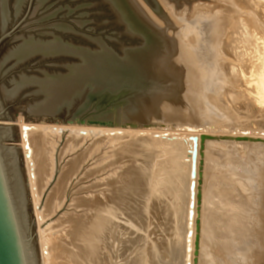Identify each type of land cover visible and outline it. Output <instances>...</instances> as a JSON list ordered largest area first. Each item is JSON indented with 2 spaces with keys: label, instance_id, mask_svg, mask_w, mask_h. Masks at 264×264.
<instances>
[{
  "label": "bare ground",
  "instance_id": "bare-ground-1",
  "mask_svg": "<svg viewBox=\"0 0 264 264\" xmlns=\"http://www.w3.org/2000/svg\"><path fill=\"white\" fill-rule=\"evenodd\" d=\"M244 1H246V4H248V6L251 9L253 8L255 10V11H253V10L250 11L248 9L249 13L246 16L247 18H245L243 15H240L239 14L240 11L238 12V14H236L237 12L235 13L234 9L232 10L230 8H225L222 10L221 6H220L221 8H219L220 11H218L219 9H217L218 12H215L214 9H213L214 12L210 11V13H209V11H208V13H207V11H204V14H202V15L203 16L205 15L204 18H206L208 20V22H207L208 24L206 23L207 25L206 24L203 25L204 29H201L202 26L200 27V29L197 28V27H199L198 23L197 24L194 23V24L198 25L197 27L195 26L192 28V26L194 24L190 25L191 29L189 28L190 31L188 30V34L185 37V38H187V37L191 36L192 38L195 39L196 44L194 43V45H192L190 43L192 46H190V47L185 46L186 48L183 45L184 51H182V52H184V53L179 54V52H178V54L182 56V59L184 61V62H182V63H184L183 65H186V64H189V65L193 64L194 65L196 63L204 64L201 66V68L199 70L196 71L197 74L198 73H206V74L210 75V78L212 77L213 79L223 78L222 75H217V76L214 75L219 70L220 71L224 70L225 73L227 74V78L226 77L225 78L227 79L226 81H228V83L222 87L216 88L213 91V93H218V94L221 93V94H219V96H217V98H218V99L216 98L217 101H214V102H216V104H214V106L217 105L215 107L218 108V110H216V112L214 111L215 115L216 114L218 116L221 115V113L223 112L220 110V109H222L221 106L229 103V104H231V106H234L233 113H231V114L244 112L243 115H244L245 119L251 120L253 117L250 119V116L251 115L253 116L252 113L254 111H257V112L261 111L263 113L262 115H264V21L259 22V20H258L259 19L258 16H261V18H263L262 20H264V0H244ZM231 2L235 5H237L238 7H240V5L243 6V4H242V2H240V0H233V1L231 0ZM164 3H165V1H164ZM246 4L244 3V5H246ZM171 7L172 8H170V10L173 11L172 10L173 6H171ZM200 7H202V6H200ZM240 8L242 9V7H240ZM245 10H246V7H245ZM202 15L200 14V16H202ZM200 16H198V17H200ZM198 17H197V19H198ZM197 19H196V21L198 22ZM181 23H183V22H181ZM199 24H201V23H199ZM229 25H232L233 27L229 28ZM188 26L189 25L187 23V28H188ZM165 30H167V29L165 28ZM165 30H164V32H166ZM174 30L175 29L173 28L172 31L175 33ZM168 34H170V33H168ZM172 35H174V34H172ZM169 36H171V35H169ZM179 36H180V34H179ZM174 39H176V38H174ZM181 39H183V38L181 37ZM177 40H178V38H177ZM175 43L177 45H178V43L179 44L183 43L186 45L188 43V40L187 39H185L184 41H182V40L176 41L175 40ZM175 43H174V45H175ZM180 49H181V47H180ZM207 60H208V62L210 60H213L214 62L208 63ZM179 61L180 60H178V62ZM179 64L180 63H178L176 65H179ZM187 69H189V67H187ZM191 70L194 71V69H192V68H190V70H188L187 72H183V70H182L180 72H183V73L179 74V72H178V75L182 76L181 78H184L186 81V77H188L190 75L189 73L191 72ZM216 70H218V71H216ZM224 71H222V73ZM217 74H221V73L219 72ZM188 78H190V76ZM236 80L238 83H235ZM185 81H183V82L185 83ZM186 83L187 84H184V85H186L185 87H188L187 86L188 85V79H187ZM211 84H213V82ZM190 86H194V84L190 85V83H189V88H188L189 91H190V88H193ZM194 87H196V86H194ZM208 96H210V94ZM214 98H212V99H214ZM177 100H175L173 103L172 99H171V102L173 103V105H175L177 103L176 102ZM169 101H168V103H169ZM211 104L213 105V101ZM169 105H171V104L169 103ZM251 105L253 106V110L249 111L248 107ZM207 107H208V105H207ZM219 107H220V109H219ZM224 108L223 109L226 110V112L228 114L230 112H232V111H230L231 109H229L228 106L224 107ZM231 108H233V107H231ZM181 110L184 111L182 108H181ZM188 111H191V109ZM185 112H184V114H186ZM163 113H165V112H163ZM168 113H169V111H168ZM194 113H195V111H194ZM196 113H195V115H196ZM173 114L171 115V112H170V115L172 117L175 116ZM180 114H182V112H180ZM258 115H260V114H258ZM165 116H167V115L165 114ZM163 117L164 116H162L161 118L163 119ZM178 117H176V119L180 118V117L179 118ZM223 117H225V116H223ZM176 119H175V121H174V119L172 121L170 119V121H167V122L166 121L161 122V121H159L160 120L159 119L154 123V124H156V126H154V124H153L152 127L148 126V127H132V128L119 127V126L80 125V124H61V123H42V122H36V123L35 122L34 123H28L27 122L26 123L22 117H20L18 119L17 123H19V126L21 128L20 129L21 130V133H20L21 136L20 137L22 138L21 139V142H22L21 145L23 147L21 149H24V156H25L24 160L26 162L25 165L27 167L26 172H28L27 186H29V188H30V190H29L31 193L30 196L32 197L31 199H32L33 205L35 207L34 213H35L36 223L38 224V235H39V241L38 242L41 245L40 246V258H41V262H42L41 264H116V262H115V258L117 257L116 252L119 251L125 243H129L130 245L133 243L134 244L136 243V245L138 244L139 248H140L138 251L136 250L137 254H133V255L131 254L132 256H129L130 254L128 255L129 257L127 259L126 264H148L150 262V259H151V257H149L150 254H154V255L156 254L159 258H161L159 256L161 254V252L159 250V247L161 245H158V243L163 241V244H164V242L165 241L167 242V240H161V241L159 240L158 243L155 241V244H153V243H151V241H149V239H150L149 234L147 236V235H145L146 233L144 232V235L142 233V236H141V233L138 232V230L140 231V227L137 228L138 229L137 232H136V230L134 231V232H136V234L134 235V233H133V237L137 236V233H140V236L133 238L129 233V230L131 231L132 229H127V231L123 229L122 231H124V232H122L119 229L122 227L121 226L119 227V224L116 223L118 221L117 217L119 216L118 214H120V210H124L125 208L128 207V204L126 203L127 193H128V197H129V191L131 193V189H133L132 186L135 183H137V185L140 184L138 187L135 184V186L138 189L143 187V186L148 187L149 190H146V192L149 191L150 197H152L153 194L159 195V196L161 195L162 200H163V197L165 195H167V194L169 195V194H171L170 192L174 191L173 192L174 197H173V199L172 198L170 199L173 201H169V199H167L168 202L173 203V205L170 206V208L172 209V207H173V209H174V207H175L174 210L172 209L173 210L172 213H174V211H176V214H177L176 218H175V220L177 219L176 224L173 227L175 229L176 228L181 229V227L184 224L188 223V221H189L192 224V225H190V230L192 227L194 228V231H197V229H198L200 234L197 235L196 242H195V245L193 247L196 248L195 256L199 257V259H200V261L196 264H201V257L204 258V256H201L202 251L204 250L203 246H204L205 239L207 238V236L204 234L205 229L203 230V228H205L204 227V221H205L204 220V215H205L204 212L206 211V209L204 211V206H205V208H207V206L205 205L206 196L208 194H212V192H210V189H209V192H207V190H206L207 186L212 183V180L216 181L215 183H217L218 181H221V179H223V178H224L223 179L224 182L221 181L220 183L223 182L224 185H226V184H228V182L230 181L229 179L231 178V177L227 178L226 174L225 175L222 174V175H224V177L222 175H221L222 177L220 175L218 177V174L221 173L218 170L219 173L215 174L217 176L214 177L212 175L214 177L212 180L207 179V177H208L207 174H209V172H210L208 166H209V164L211 165L213 163V161H215V160H213L212 163H210L211 159L210 160L208 159V158H212L211 154L209 155V153L211 152V149L209 151L210 147L208 148V146L210 144H212L213 146H211V147H212L213 151L214 150L220 151V148H227V149L231 148V147L228 148V146L236 147V149L239 151L240 148L247 146V148L249 147L250 151H252V152L256 151L258 153H261V156H262V155H264V130L256 128L254 126H253L254 128H250L249 125H248V127H246L247 125L243 126V124H241L242 126L241 125H234V124L232 125L231 123L227 124L229 121L223 122L224 121L223 119L219 120V119H221L220 117L216 119V122L214 124H212L213 123L212 122L211 123L212 125H209L207 123H201L202 120L199 121L198 123H195V122H193V120H192V122L191 121L190 122H188V121L183 122L182 119L180 118L181 119L180 121H182V122H180V121H177ZM231 119H232V117H231ZM253 119H255V118H253ZM252 121H254V120H252ZM259 121H260V123H262L264 121V116L262 117V119H259ZM241 122H243V121L241 120ZM233 123H236V122H233ZM204 125L209 126V128H206L204 133L201 135L198 133V131L202 126L204 127ZM260 126H262V125H260ZM262 127H260V128H262ZM3 130H5L3 132V139L10 137L11 131H12L10 129V127L5 128ZM93 133L98 134L101 137L111 136L114 138L117 137V139L119 138L121 140L120 147L118 148V150H120V154H117V155H121V157H120L121 161L125 159V158L123 159V157H126L127 160L132 159L131 163H133L134 162L133 160H137L139 158V156H140L139 154L141 152V153L150 155V156H148V155L147 156L150 157L152 164L147 168H144V167L142 168L141 166L136 167V168L134 167L136 170V173H134L133 169H127V170L125 169L124 171H121V172L119 171L118 174L115 176V178H112V180L109 183V187H110L109 188L110 191L108 192V193H110L109 196L107 194H105L103 197L98 196V195H93L90 193V191L88 193L87 191L90 189L89 186H84L83 188H80L81 191H79V193L77 195H75V192H74L75 188L72 186L73 185V183H72L73 179L71 180V178L74 176L75 172L77 171L76 167L79 166L84 155L83 156L80 155L78 158H74V159L71 158L68 161L64 162L62 160L63 159L62 156L64 154L63 149L59 152L60 153L59 156L56 155V151H58L57 150L58 146H60V143H59L60 140L58 139L59 140L58 141L55 137L57 136V138L59 137L62 140L65 137V134H68V136H69L68 138L74 139L76 142V145H77L78 141L81 140V137L83 135H86V134L92 135ZM162 136H171V137L174 136L176 138H180V140L176 141V143H175L176 147L175 148L169 149L167 147V145L162 142ZM99 140H101V138H99ZM201 142H202V144H204L203 146L201 145ZM225 142L227 143L226 145H225ZM0 146H1V142H0ZM1 148H2V146H1ZM8 149H9L8 153L11 155V158H12V162H11L12 169H11L10 175L8 172L6 162H5V165L7 168V174L9 177L10 185L12 187L11 189H12L13 199L15 201V206H17L16 208H17V213L19 215V221L21 224L22 233L24 236V243H25L26 250H27L28 262H29V264H39V262H38L39 258L37 256L36 251H35L36 249L33 247L32 240L30 238L31 235L29 236L27 234V232L30 231L29 230L30 226H29L27 195H26V188H25L26 185H25V183H23V178L21 179L18 176V172H17L18 168H16V153L17 152L15 153L14 149H10V148H8ZM191 149L194 150V156H192V157L189 154ZM3 150L4 149H2V151ZM231 150L233 151L234 149H230V151ZM227 151H229V150H227ZM227 151H226V153H224V155H225L224 160L223 161L221 160L223 163V166L221 169L222 173H223V168H226L232 172L231 175L238 176L237 174H239L243 170H246L247 167L244 166L246 163L245 164L239 163L240 162L238 159L239 157L235 158V156L233 157L232 152L228 153ZM237 152H236V156L239 155V154L237 155ZM2 154H3V152H2ZM144 154H142V155H144ZM218 155H220V154H218ZM208 156H210V157H208ZM212 159H214V158H212ZM127 160L125 159V161H127ZM139 160H143V159L141 158ZM219 160L215 161L216 165H217V161H219ZM60 161H62V163H61L62 170L61 171H59V169H58V164H60ZM147 161L149 163V158ZM246 161H247V159H246ZM137 162L139 163V161H137ZM135 163L136 162H134L135 166H136V164H137V166H139L138 163H136V164ZM222 163L220 162L219 166H220V164L222 165ZM149 164H147V165H149ZM147 165L145 164L144 166H147ZM211 171H212V168H211ZM214 171H212V173H214ZM215 172H217V171H215ZM175 173H177L176 176L174 175ZM194 173H195V175H194ZM224 173H226V172H224ZM87 174H88V172L85 173V175H87ZM136 174L139 178H137L138 180L135 182L132 175H136ZM228 174H229V172H228ZM174 176L177 177L176 178L177 183L175 181H173L174 184L173 183L172 184L175 186V188L172 189L169 187L170 185H167V184H169L168 182L171 181L172 179L175 180ZM209 178H211V176ZM53 180L56 182L54 183ZM235 181H237V179ZM68 182H69V184L67 185ZM240 182H242V181H240ZM175 183H176V185H175ZM238 183L239 182H237L236 186L240 187L241 185H238ZM240 184H242V183H240ZM262 186L264 188V183L262 185H260V187H262ZM226 187H227V185H226ZM241 187H243V185ZM213 188H215V189H213L215 191V193H218V192H216V190L219 189V186H217V184H216V186L214 185ZM141 189H140V191H141ZM235 189H237V188H235ZM225 190H227V188ZM228 191H231V190H228ZM144 192H142V193L144 194ZM226 192L227 191H225V193ZM223 193H224V191H223ZM225 193H224V195H225ZM247 193H248V191H247ZM259 193L261 195V193H262L261 190ZM123 194H124V196H123ZM221 194H222V190H221ZM231 194L232 193H230L228 195H231ZM222 195H219V196L221 197ZM228 195L226 197H230ZM154 197L156 198V196H153V199H154ZM226 197L224 196L225 199H227ZM262 197L259 198L258 201L261 203V206H262L261 207L262 210L260 211V214L263 218L262 221H264V198H262ZM73 198H74V200H72ZM212 198L213 197H211L209 199H212ZM215 198H217V197H215ZM224 198H222V200ZM237 198H239V197H237ZM104 199H106L105 203H103ZM129 199H130V197H129ZM229 199H231V201H232L234 198L232 199L230 197ZM235 199H236V197H235ZM71 200H72V203L70 204ZM107 200L109 202H107ZM167 200L165 199V201H167ZM214 200L215 199H213L211 201H214ZM129 201L131 202L132 199H130ZM158 201H161V199H158ZM231 201L227 200V204H224V205L225 206L228 205L229 208L235 209V212L237 211V214L241 210L243 213L242 212L239 213V215H237V218H239V217L241 218V216L244 213H246V212L248 213L250 209L251 210L253 209V208H250L251 206L249 204H246V206L249 205L250 207L248 206V207H246V209L243 210L244 206L241 204L244 200L241 201V203L238 202V205L236 204L234 207H232V205H234V203L232 204ZM235 201H237V200H235ZM235 201L233 200V202H235ZM119 202H121L120 204H122V206L118 204ZM132 202H134V201H132ZM152 202L154 203V201H152ZM155 202H157V200ZM207 202H210V201H208V199H207ZM254 202L255 201H253V203ZM162 203H165V202L163 201ZM244 203H246V202H244ZM247 203H248V201H247ZM130 204H133V203H130ZM159 204H161V202H159ZM55 205H57L56 211L54 209ZM125 205H127V206H125ZM135 205H137V204H134V207H135ZM159 206L160 205H158L157 208H159ZM168 206H169V203L166 205V207H168ZM214 206H216V205H214ZM214 206H213V208H214ZM122 207H124V208L121 209ZM163 207H164V205L161 207L162 210L164 209ZM155 208H156V206L154 207V209ZM68 209L72 212L66 213ZM129 210H130V214L131 213L134 214V212H132L131 209H128L127 211H129ZM172 210L167 211L170 214L167 216L170 217L172 215V213H170ZM61 211L65 212L66 214L64 213L65 215L62 216ZM212 212H213V209H212ZM219 212H220V210H219ZM147 213L149 214L150 210ZM163 213H164V211L162 212V214ZM211 213L210 214L208 213V214L211 215ZM58 214H59L61 219L58 222H53L54 216H56ZM148 214H146V217ZM223 214H224V212H223ZM234 214H236V213H234ZM206 216L208 217V215H206ZM143 217H145V216H143ZM149 217H151V216H149ZM169 217H165V218L169 221V219L171 218V217L170 218ZM211 217H213V216H211ZM228 217L231 219L232 215L230 214ZM140 218L143 219L142 217H140ZM153 218H155V217L153 216ZM162 218L164 219L163 215H162ZM233 218H235V217H233ZM150 220H148V222H150ZM154 220L152 219V221H154ZM164 220H163V222H165ZM227 220H228V218H227ZM212 221H213V219H212ZM240 221H241V219H240ZM240 221L237 219L235 221V224L239 225ZM148 222H146L145 226L147 225ZM218 222L221 223L222 221L221 222L218 221ZM158 223L156 222L155 224H158ZM170 223H171V221H170ZM213 223H216V222L213 221ZM149 224H151V223H149ZM149 224L147 226L148 229L151 228ZM227 224H229V223H227ZM248 224H249V222H248ZM163 225H165V223ZM206 225L208 226V224H205V226ZM233 225H234V223H233ZM262 226L264 227V222H262L261 227ZM124 227H126V226H124ZM127 228H129V226ZM228 228H229V226H228ZM221 229L224 230V228H221ZM154 230L152 229V231H154ZM165 230H167V228ZM183 230H181V232H179L177 230L179 232V234L177 231H174L176 233L175 234L172 233V234L173 235L178 234L179 238H180L179 240L183 239V241H185L184 240L185 236L189 233L190 230H189V227H187V226ZM260 230H261V228H260ZM149 231L150 230H148V232ZM162 231L163 232H161V234L164 233V230H162ZM251 231H252V229H251ZM132 232H133V230H132ZM220 232L221 231L219 230V233ZM243 232H245V231H243ZM159 233H160V231H159ZM209 234H210V232H209ZM222 234H225V233H222ZM236 234H238V233H236ZM261 234L263 235V237L261 235L262 240H264V230L262 231ZM173 235H169V237L173 236ZM211 235H213V234H211ZM251 235L252 234H250L249 236H251ZM257 235H258V233H257ZM152 236H151V238H152ZM156 236H157V233H156ZM253 236H254V234H253ZM153 237H155V236H153ZM212 237H214V236H212ZM255 237H256V235H255ZM28 238H30V239H28ZM172 239L178 240V237H177V239H176V237L172 238ZM172 239H169V240H171L170 243H172V241H173ZM150 240H152V242L154 241L153 239H150ZM179 240H178V242H179ZM208 241H210V240H208ZM231 241H229V243L234 242V241L233 242H231ZM181 242H182V240H181ZM174 243H176V244H174ZM174 243H173L175 245L174 248L172 246H170V248L172 247L171 249L173 251L169 248V245H168V248L172 251V254H171L172 260H171V258H169L171 261L169 260L168 262H172L170 264H180L179 260L181 259V256H182V253H181L182 245H179L180 242L177 243V241ZM216 243H215V245H216ZM134 244L131 246H134ZM147 246L148 247L151 246V251L149 250L150 251L149 253H147L148 250L145 253V251H146L145 249H147L146 248ZM256 246H257V244H256ZM168 248H166L167 251H165V253L166 252L170 253L169 252L170 250ZM224 248H226V247H224ZM149 249H150V247H149ZM157 250L160 253L156 252ZM257 250H259V249H257ZM129 251H130V249H129ZM136 251H135V253H136ZM168 253H167V255H168ZM219 254L221 256V252ZM121 256H122V254H121ZM162 257H164L163 259L165 260V262H167V260L165 259V256L162 255ZM119 258L121 259V257H119ZM166 258L168 259V256H166ZM206 258L209 259L210 257H206ZM224 258H226V256ZM176 260H178L179 262L176 263L175 262ZM260 260H261V258H260ZM247 261L248 262L246 264H253L256 261V259H250ZM158 262L159 261H157L156 263H158ZM208 262L209 261H207V264H208ZM211 262H213V260ZM209 264H211V263H209Z\"/></svg>",
  "mask_w": 264,
  "mask_h": 264
},
{
  "label": "water",
  "instance_id": "water-1",
  "mask_svg": "<svg viewBox=\"0 0 264 264\" xmlns=\"http://www.w3.org/2000/svg\"><path fill=\"white\" fill-rule=\"evenodd\" d=\"M176 56L139 0H0V120L152 127L186 94ZM11 188L0 146V264H29Z\"/></svg>",
  "mask_w": 264,
  "mask_h": 264
},
{
  "label": "rangeland",
  "instance_id": "rangeland-1",
  "mask_svg": "<svg viewBox=\"0 0 264 264\" xmlns=\"http://www.w3.org/2000/svg\"><path fill=\"white\" fill-rule=\"evenodd\" d=\"M158 1V3L161 5V7H162V9L164 10V12H165V14L168 16V18L170 19V21L173 23V25L175 26V27H173V26H167L166 25V22L158 15L157 16V14L150 8V6L146 3V1H144V0H139V3H140V5L146 10V12H147V14L149 15V17L152 19V20H154V22L155 23H157L160 27H161V29L163 30H165V28L167 29V30H165L166 32H164V30H163V32L168 36V38H170L171 39V41H172V43L174 44L175 43V40L176 41H180V40H182V41H184L185 39H187L188 40V45L186 44H183V43H181V44H179L178 43V45L175 43V46H176V49H177V54H178V52H179V54H182V53H184V52H182V51H184V47L186 46V47H190V46H192V45H194V43L196 44V41H195V39L194 38H192L191 36L190 37H187V38H185L186 36H187V34H188V30L190 31V25H192V24H194V23H198V25H199V27H197L198 25H196V24H194L193 26H192V28L193 27H197V28H199L200 29V27H201V29H204V27H203V25H205L207 22H208V20L206 19V18H204V16L202 15V14H204V11H207V13H208V11H209V13H210V11L211 12H214V10H215V12H218V11H220V9L219 8H221L222 10L223 9H225V8H230V9H234L235 10V13L236 14H238V12L240 11V15H243L245 18H247L246 16H247V14L249 13L248 12V9L251 11V10H253V11H255L253 8L251 9L249 6H248V4H246V1H244V0H240V2H242V4H243V6L242 5H240V7H242V9L240 8V7H238L237 5H235V4H233L232 2H231V0H206V1H196V2H194V3H191V4H188V5H186V6H183V7H180V8H178V7H176L170 0H157ZM164 1H165V3H164ZM219 1V2H218ZM233 1V0H232ZM164 4H163V3ZM235 3V2H234ZM244 3L246 4V5H244ZM237 4V3H236ZM225 7H224V6ZM231 5V6H230ZM171 6H173V11H171L170 10V8H172ZM200 6H202V7H200ZM217 6V7H216ZM221 6V7H220ZM230 6V7H229ZM237 6V7H236ZM212 7V8H211ZM245 7H246V10H245ZM203 8V9H202ZM237 8V9H236ZM210 9V10H209ZM214 9V10H213ZM217 9H219L218 11H217ZM176 12H175V11ZM245 11V12H244ZM198 12V13H197ZM203 12V13H202ZM177 13V14H176ZM197 13V14H196ZM200 14L203 16H200ZM245 14V15H244ZM256 14V13H255ZM176 16V17H175ZM196 16V17H195ZM198 16H200V17H198ZM191 17V18H190ZM197 17H198V19H197ZM175 18V19H174ZM203 18V19H202ZM258 20H259V22H262V21H264V20H262L263 18H261V16H258ZM184 19V20H183ZM196 19L198 20V22L196 21ZM207 21H206V20ZM191 20V21H190ZM203 21V22H202ZM206 21V22H205ZM181 22H183V23H181ZM205 22V23H204ZM187 23H188V28H187ZM199 23H201V24H199ZM203 23V24H202ZM208 24V23H207ZM206 24V25H207ZM233 26L232 25H229V28H232ZM173 28L175 29L174 31H175V33L172 31L173 30ZM190 28V29H189ZM170 32H169V31ZM229 30V29H228ZM173 32V33H172ZM180 34V36H179V34ZM168 33H170V34H168ZM172 34H174V35H172ZM169 35H171V36H169ZM182 35V36H181ZM180 38H179V37ZM181 37L183 38V39H181ZM174 38H176V39H174ZM177 38H178V40H177ZM191 38V39H190ZM191 42H190V41ZM192 45H191V44ZM183 45H184V47H183ZM180 47H181V49H180ZM185 47V48H186ZM202 48V47H201ZM179 49V50H178ZM177 55L176 56V60H175V62H174V64H173V66H172V68H171V73L173 72L174 74H176V75H178V72H179V74H181V73H183V72H187L188 70H190V68H192V69H194V71L193 70H191V72L188 74L189 76H190V78H188V77H186V81H185V79L183 78L182 80L183 81H185V83L184 84H187L186 82H187V79H188V87H185L186 88V94L185 95H182V96H179V98L178 97H175V98H173L172 99V102L174 103V101L175 100H177L176 102V104L175 105H173V103L171 102V99H170V101H169V103L171 104V105H169V103L167 102V104H166V107H165V109H164V112L165 113H163L162 114V116H164L163 117V119L160 117L158 120L159 121H161V122H167V121H170V119H171V121L174 119V121H175V119H176V117H180L181 119H182V121L183 122H185V121H188V122H192V120H193V122H195V123H198L199 121H201V123H207V124H209V125H212V124H214L215 122H216V119L217 118H221V119H219V120H224L223 122H227V121H229L227 124H234V125H241V124H243V126H245V125H247L246 127H248V125H249V127L250 128H254V127H256V128H259V129H263L264 130V121L262 122V123H260V121H259V119H262V117L264 116V115H262L263 113L261 112V111H259V112H257V111H254L252 114H253V116L251 115L250 116V119L253 117V118H255V119H251V120H246L245 119V117H244V112L243 113H234V114H231V113H233V110H234V106H231V104H229V103H227L226 105L224 104V105H222L221 106V108L222 109H220V107H219V109L221 110V111H223L222 113H221V115H215V112H216V110H218V108L217 107H215V106H217V105H215L214 106V104H216V102H214V101H217V96H219V94H221V93H213V91L216 89V88H218V87H222V86H224V85H226L227 83H228V81H226L227 79V74L225 73V71L224 70H222V71H224L223 73H222V71H218V70H216V71H218L217 73H221V74H217L216 72V74H214L215 76H217V75H222L223 76V78H216V79H213L212 77L210 78V75H208V74H206V73H198L197 74V70H199L200 68H201V66L202 65H204V64H201V63H196V64H186V65H183L184 63H182V62H184L183 61V59H182V56L181 55ZM180 56V57H179ZM180 59H179V58ZM178 58V59H177ZM178 60H180L179 62H178ZM178 63H180L179 65H176V64H178ZM207 62H208V60H207ZM212 63V62H214L213 60H210L208 63ZM176 63V64H175ZM193 66V67H192ZM174 67V68H173ZM181 67V68H180ZM183 67V68H182ZM186 67V68H185ZM187 67H189V69H187ZM174 70V71H173ZM176 70V71H175ZM183 70V72H180V71H182ZM195 73V74H194ZM221 76V77H222ZM180 77H182V76H180ZM202 77V78H201ZM226 77V78H225ZM215 80V81H214ZM193 81V82H192ZM211 81V82H210ZM213 82V84H211ZM189 83H190V85L192 84H194V86H196V87H194V86H190V87H193V88H190V91H189ZM235 83H238L237 82V80H236V82ZM202 84V85H201ZM223 84V85H222ZM208 85V86H207ZM221 85V86H220ZM186 86V85H185ZM198 86V87H197ZM195 88V89H194ZM198 88V89H197ZM192 89V90H191ZM197 89V90H196ZM194 91V92H193ZM205 91V92H204ZM208 94H207V93ZM199 93V94H198ZM213 93V94H212ZM210 94V96H208ZM236 94V93H235ZM192 97H190V96ZM198 95V96H197ZM209 97V98H208ZM215 97V98H214ZM189 100H188V99ZM212 98H214V99H212ZM217 98V99H216ZM175 99V100H174ZM182 101H181V100ZM212 101H213V105L211 104L212 103ZM210 102V103H209ZM184 103V104H183ZM207 105H208V107H207ZM169 106V107H168ZM173 106V107H172ZM182 106V107H181ZM228 106V108L229 109H231L230 111H232V112H230L229 114L226 112V110H224L225 108L224 107H227ZM176 107V108H175ZM192 107V108H191ZM215 107V108H214ZM231 107H233V108H231ZM172 108V109H171ZM181 108L184 110V111H182L181 110ZM186 110H185V109ZM224 108V109H223ZM190 110L191 109V111H188V110ZM194 109V110H193ZM169 111V113H168V111ZM193 110V111H192ZM247 110V109H246ZM248 110L249 111H252L253 110V106L251 105V106H249L248 107ZM176 111V112H175ZM182 112V114H180V112ZM186 111V112H185ZM189 113H188V112ZM194 111H195V113H196V115H195V113H194ZM215 111V112H214ZM229 111V110H228ZM170 112H171V115L173 114V115H175V116H171L170 115ZM173 112V113H172ZM184 112L186 113V114H184ZM192 113V114H191ZM199 113V114H198ZM165 114L169 117H167V116H165ZM198 114V115H197ZM258 114H260V115H258ZM170 115V116H169ZM182 115V116H181ZM185 115V116H184ZM239 115V116H238ZM215 116V117H214ZM223 116H225V117H223ZM234 116V117H233ZM238 116V117H237ZM20 117H22L23 118V120H24V115H22L21 114V116L20 115H17V121H18V119L20 118ZM171 117V118H170ZM178 117V118H179ZM223 117V118H222ZM231 117H232V119H231ZM240 117V118H239ZM167 118V119H166ZM176 119L177 121H180L181 119ZM243 121V122H241V120ZM197 120V121H196ZM233 120V121H232ZM235 120V121H234ZM245 120V121H244ZM252 120H254V121H252ZM182 121H180V122H182ZM232 121V122H231ZM238 121V122H237ZM259 121V122H258ZM213 122V123H212ZM233 122H236V123H233ZM240 122V123H239ZM27 123V122H26ZM28 123H34V122H28ZM36 123V122H35ZM212 123V124H211ZM253 123V124H252ZM251 124V125H250ZM262 125V126H260V125ZM242 126V125H241ZM254 126V127H253ZM10 127V129L12 130L11 131V135H10V137H8V138H4L3 139V132L5 131V130H3V129H5V128H9ZM260 127H262V128H260ZM0 142H1V146H2V149H4L2 152H3V157H4V160H5V162H6V165H7V168H8V172H9V175H10V172H11V169H12V165H11V162H12V158H11V155L8 153V148H10V149H14V152L16 153V168H18L17 169V172H18V176H19V178H23V183H25V188H26V195H27V205H28V213H29V226H30V228H29V230L30 231H28L27 232V234L30 236V238H31V240H32V245H33V247L36 249L35 251H36V253H37V256H38V258H39V264H41L42 262H41V258H40V243L38 242L39 241V235H38V224L36 223V218H35V213H34V205H33V202H32V197L30 196L31 195V193H30V188H29V186H27V183H28V181H27V179H28V172H26L27 171V167H26V162H25V156H24V149H21V148H23L22 147V145H21V128H20V126H19V123H17L16 121H3V120H0ZM206 128H209V126H206V125H204V127L202 126L200 129H199V131H198V133L199 134H203L204 133V131L206 130ZM69 136H68V134H65V137L61 140V138H57V136L55 137L58 141H59V143H60V146H58V151H56V155H60V151L63 149L64 150V154H63V161L64 162H66V161H68L69 159H74V158H78L80 155H84L83 156V158H82V161L80 162V164H79V166L78 167H76V172H75V174H74V176L71 178V180L73 181L72 183H73V187L75 188V190H74V192H75V195H77L78 193H79V191H81L80 190V188H83L84 186H89L90 187V189L87 191L88 193H89V191H90V193L91 194H93V195H98V196H104L105 194H107L108 196L110 195V193H108L109 191H110V187H109V183H110V181L112 180V178H115V176L118 174V172L120 171H124L125 169L127 170V169H133V171H134V173H136V170H135V168L136 167H144V168H147V167H149L152 163H151V159H150V157H148V156H150V155H148V154H144V153H141L140 152V156H139V158L137 159V160H133L134 162H136V163H138L137 161H139V163H138V165L139 166H137V164H136V166L134 165V162L133 163H131V160L132 159H130V160H127V158L126 157H123V159L125 158L127 161H125V159L124 160H122L121 161V159H120V157H121V155H117V154H120V150H118V148L120 147V144H121V140L118 138L117 139V137L116 138H114V137H111V136H105V137H101L100 135H98V134H95V133H93L92 135H88V134H86V135H83L82 137H81V140H79L78 141V144L76 145V142H75V140L74 139H69L68 138ZM99 138H101V140H99ZM178 140H180V138H176V137H171V136H162V142L164 143V144H166L167 145V147L170 149H173V148H175L176 147V145H175V143H176V141H178ZM220 142V141H219ZM222 142V141H221ZM227 143L225 142V145H226ZM201 145L203 146L204 144H202V142H201ZM211 146H213L212 144H210L209 146H208V148H209V151H210V149H211V152L209 153V155L211 154V156H212V158H214V159H212V158H208V157H210V156H208L207 158L210 160V163H212V161L213 160H219L221 163H222V161L224 160V153H226V151L227 150H229V151H227L228 153L229 152H232L233 153V157L235 156V158L236 157H239L238 159H239V163H242V164H245L244 166H246L247 168H246V170H243L242 172H240L239 174H237L238 176H235V175H231V171L230 170H228V169H226V168H223V173H222V166H223V163H222V165L220 164V166H219V161H217V165H216V162L215 161H213V165L211 164H209V170H210V172H209V174H207L208 175V177H207V179L208 180H212L215 176H217V175H215V174H218L219 172H218V170L221 172V173H219L218 174V177H219V175L221 176L222 174H226V177L228 178V177H231L228 181L232 184H230L228 181V184H226L227 185V187H226V185H224V181H223V179H221V181H223L222 183H220L221 181H218L217 183H215L216 181H213L212 180V183L210 184V185H208L207 186V192H209V189H210V192H212V194H208L207 196H206V201H205V205L207 206V208H205V206H204V211H205V209H206V211L204 212L205 213V215H204V227L205 228H203V230L205 229V231H204V234L207 236V238L205 239V242H204V246H203V251H202V255L201 256H204V258L203 257H201V264H207V261H209L208 262V264L209 263H211V264H246L248 261L247 260H250V259H256V261L253 263V264H264V240H262V237H263V235L261 234L262 233V231L264 230V227L262 226L261 227V225H262V222H264V221H262V216H261V214H260V211L262 210V206H261V203L258 201L259 200V198H261L262 196V198H264V188H263V186L262 187H260V185H262L263 183H264V155H262L261 156V153H258V152H256V151H250L249 150V147L247 148V146L246 147H243V148H240V150L238 151L237 149H236V147H233V146H228V148L229 147H231V148H229V149H227V148H220V151L218 150H214L213 151V149H212V147ZM247 148V149H246ZM225 151H223V150ZM230 149H234L233 151L231 150L230 151ZM23 150V151H22ZM216 151V152H215ZM239 153H238V152ZM236 152H237V155L238 156H236ZM222 153V154H221ZM258 153V154H257ZM55 154V153H54ZM142 154H144V155H142ZM190 155H191V157L192 156H194V150H192L191 149V151H190V153H189ZM213 154V155H212ZM216 154V155H215ZM218 154H220V155H218ZM148 155V156H147ZM214 156V157H213ZM257 157V158H256ZM261 157V158H260ZM143 159V160H139V159ZM148 158H149V163H148ZM216 158V159H215ZM218 158V159H217ZM223 158V159H222ZM246 159H247V161H246ZM251 159V160H250ZM260 159V160H259ZM222 160V161H221ZM19 161V162H18ZM125 161V162H124ZM130 161V162H129ZM251 161V162H250ZM129 162V163H128ZM144 164H143V163ZM262 162V163H261ZM61 163H62V161H60V164H58V169H59V171H61L62 170V165H61ZM127 163V164H126ZM126 164V165H125ZM142 164V165H141ZM147 165V164H149V165H147V166H144V165ZM217 167H216V166ZM213 166V167H212ZM20 167V168H19ZM61 167V168H60ZM135 167V168H134ZM211 168H212V171H217V172H215L214 171V173H212V171H211ZM258 168V169H257ZM214 169V170H213ZM20 170V171H19ZM227 170V171H226ZM88 172V174L87 175H85V173H87ZM224 172H226V173H224ZM228 172H229V174H228ZM60 173V172H59ZM211 173V174H210ZM176 174L177 173H175L174 175L176 176ZM173 175V174H172ZM194 175H195V173H194ZM214 177H213V176ZM224 175H222L223 177H224ZM242 175V176H241ZM171 176V175H170ZM174 176V177H175ZM211 176V178H209ZM221 176V177H222ZM241 176V177H240ZM76 177V178H75ZM132 177H133V179H134V181L136 182L138 179L137 178H139L138 176H137V174L136 175H132ZM173 177V176H172ZM239 177V178H238ZM176 178L177 177H175V180L174 179H172L171 181H169L168 183L169 184H167V185H170L169 187L170 188H172V189H174L175 188V186L173 185L174 183H173V181H175L176 182ZM234 179V180H233ZM237 179V181H235ZM234 181V182H233ZM240 181H242V182H240ZM53 182L55 183L56 181H54L53 180ZM52 182V183H53ZM226 182V183H227ZM237 182H239L238 183V185H243V187H239V186H236L237 185ZM173 183V184H172ZM177 183V182H176ZM176 183H175V185H176ZM234 183V184H233ZM240 183H242V184H240ZM69 184V182L67 183V185ZM136 184V186L138 187L139 185H137V183H135ZM135 184H133V186H132V188L133 189H131V193H130V191H129V197H130V199H132V201H134V202H130L129 200V197H128V193H127V197H126V203L128 204V209H131V211L132 212H134V214L133 213H131L130 214V210L129 211H127L128 209L127 208H125L124 210H120V214H118L119 216L117 217V224H119V227L121 226L122 228H119L120 229V231H122L123 229L124 230H126L127 231V229H132L133 230V232H132V230L130 231L129 230V233H130V235L133 237V233H134V235L136 234V232H137V228L138 227H140V231L138 230V232H140L141 233V236H142V233H143V235H144V232L146 233L145 235H147L148 236V234H149V237H150V239H153L154 241L152 242V240H150L149 239V241H151V243H153V244H155V241L158 243L159 242V240L161 241V240H167V242L165 241L164 242V244H163V241H161V242H159L158 243V245H161L160 247H159V250H160V252H161V254L163 255V256H165V259L167 260V262H165V260L163 259L164 257H162V255L160 254L159 256L161 257V258H159L156 254L154 255V254H150V256L149 257H151V259H150V262L148 263V264H155L157 261H159L158 263H156V264H170V263H172V262H168L170 259L169 258H171V254H172V247L174 248V244H176V243H174V242H176L177 241V243H179V245H182V247H181V253H182V256H181V259L178 261V260H176L175 262L176 263H180V264H196V263H198L199 261H200V259H199V257H197V256H195V254H196V248L195 247H193L194 245H195V242H196V237H197V235H199L200 233H199V231H198V229H197V231H194V228L192 227L191 228V230H190V225H192L191 224V222H189L188 221V223H186V224H184L182 227H181V229H178V228H174L173 226H175V224H176V220H175V218H176V211H174V213H172L173 212V210L175 209V207H174V209H173V207H172V209L170 208V206H172L173 205V203L171 202H168V200L167 199H169V201H173V200H170L171 198L173 199V192L174 191H172V192H170L171 194H167V195H165L164 197H163V200H162V196L160 197L159 195H155V194H151L152 195V197H150V193H149V191H147L146 192V190H149V188L148 187H145V186H143V187H141V188H137L136 186H135ZM216 184H217V186H219V189H217L216 190V192H218V193H215V191L213 190V189H215V188H213V186L215 185L216 186ZM172 185V186H171ZM247 185V186H246ZM174 186V187H173ZM235 186V187H234ZM246 186V187H245ZM227 188V190H225L226 188ZM233 187V188H232ZM29 188V189H28ZM218 188V187H217ZM235 188H237V189H235ZM244 188V189H243ZM140 189H141V191H140ZM212 189V190H211ZM221 190H222V194L224 195V193H225V191H227L226 193H225V197L228 195V194H230V193H232L231 195H228V196H230L234 201L235 200H237V201H235V202H233V200L231 201V199H229L230 197H226L227 199H225L224 198V196L221 194ZM228 190H231V191H228ZM258 190V191H257ZM260 190H261V195H260ZM145 191V192H144ZM223 191H224V193H223ZM247 191H248V193H247ZM142 192H144V194L142 193ZM214 192V193H213ZM220 192V193H219ZM30 193V194H29ZM138 195H137V194ZM247 193V194H246ZM126 194V193H125ZM216 194V195H215ZM218 194V195H217ZM219 195H222L221 197L219 196ZM247 195V196H246ZM249 195V196H248ZM30 196V197H29ZM123 196H124V194H123ZM153 196H156V198L154 197V199H153ZM170 196V197H169ZM217 197V198H215V197ZM244 196V197H243ZM169 197V198H168ZM211 198V197H213L212 199H209V198ZM235 197H236V199H235ZM237 197H239V198H237ZM75 198V197H74ZM74 198L72 199V200H74ZM115 198V197H114ZM151 198V199H150ZM222 198H224L223 200H222ZM242 198V199H241ZM252 198V199H251ZM153 199V200H152ZM157 200V202H155L156 200ZM158 199H161V201H158ZM165 199L167 200V201H165ZM207 199H208V201H210V202H207ZM213 199H215L214 201H211V200H213ZM217 199V200H216ZM72 200L70 201V204L72 203ZM101 200V199H100ZM221 200V201H220ZM227 200H230L231 201V203L233 204L234 203V205H232V207H234L236 204L238 205V202L239 203H241V201H243L242 202V204L241 205H243L244 207H243V210L244 209H246V207H248L249 205L251 206H249L250 208H253L252 210L250 209L249 210V212L246 214V213H244L242 216H241V218L239 217V218H237V215H239V213H241L242 211L240 210H238L239 212H238V214H237V211L235 212V209H233V208H229L228 207V205H224V204H227ZM105 201H106V199H104V201H103V203H105ZM152 201H154V203L152 202ZM165 202V203H162V202ZM247 201H248V203H247ZM253 201H255L254 203H253ZM107 202H109L108 200H107ZM133 203V204H130V203ZM159 202H161V204H159ZM213 202V203H212ZM226 202V203H225ZM244 202H246V203H244ZM121 202H119L118 204L119 205H121L122 206V204H120ZM169 203V206L168 207H166V205ZM209 203V204H208ZM211 203V204H210ZM134 204H137V205H135V207H134ZM246 204H249V205H247L246 206ZM158 205H160L159 206V208H157L158 207ZM164 205V209L162 210V206ZM214 205H216V206H214ZM125 206H127V205H125ZM156 206V208L154 209V207ZM211 206V207H210ZM213 206H214V208H213ZM132 207V208H131ZM134 207V208H133ZM138 207V208H137ZM210 207V208H209ZM223 207V208H222ZM56 208H57V205H55V211H56ZM68 208V207H67ZM124 207H122L121 209H123ZM155 210H153V209ZM167 208V209H166ZM209 208V209H208ZM161 209V210H160ZM212 209H213V212H212ZM134 210V211H133ZM149 210H150V215L147 213V212H149ZM157 210V211H156ZM169 210H172L170 213H172V217L170 218L169 216H167V215H170L167 211H169ZM219 210H220V212H219ZM224 210V211H223ZM237 210V209H236ZM54 211V212H55ZM64 211V210H63ZM63 211H61V215L62 216H64L66 213H69V212H72V211H70L69 209L67 210V212L65 213V212H63ZM124 211V212H123ZM164 211V213L162 214V212ZM251 211V212H250ZM253 211V212H252ZM53 212V213H54ZM129 212V213H128ZM152 212V213H151ZM166 212V213H165ZM212 212V213H211ZM223 212H224V214H223ZM65 213V214H64ZM211 213V215H209V214ZM218 213V214H217ZM220 213V214H219ZM229 213V214H228ZM234 213H236V214H234ZM243 213V212H242ZM133 214V215H132ZM138 214V215H137ZM140 214V215H139ZM143 216H145V217H143ZM146 214H148L147 215V217H146ZM152 214V215H151ZM160 214V215H159ZM166 214V215H165ZM224 216H223V215ZM227 214V215H226ZM232 215V218L230 219L228 216L229 215ZM246 214V215H245ZM259 214V215H258ZM159 215V216H158ZM162 215L164 216V219L162 218ZM206 215H208V217L206 216ZM219 215V216H218ZM121 216V217H120ZM149 216H151V217H149ZM153 216L155 217V218H153ZM158 216V217H157ZM210 216V217H209ZM211 216H213V217H211ZM140 217H142L143 219H141ZM165 217H169L168 219H169V221L165 218ZM215 217V218H214ZM233 217H235V218H233ZM247 217V218H246ZM55 218V219H54ZM54 218H53V222H58L61 218H60V216H59V214L58 215H56V216H54ZM119 218V219H118ZM135 218V219H134ZM149 218V219H148ZM160 218V219H159ZM162 218V219H161ZM208 218V219H207ZM213 219V221L214 222H216V223H213V221H212V219ZM220 218V219H219ZM227 218H228V220H227ZM141 219V220H140ZM150 220V222H148V220ZM152 219L154 220V221H152ZM159 221H158V220ZM210 219V220H209ZM218 219V220H217ZM224 221H223V220ZM239 220L240 221V219H241V221L239 222L240 224L239 225H236L235 224V221L236 220ZM249 219V220H248ZM143 220V221H142ZM157 220V221H156ZM163 220L165 221V222H163ZM208 220V221H207ZM234 220V221H233ZM122 221V222H121ZM170 221H171V223H170ZM218 221H222L221 223H219ZM243 221V222H242ZM261 221V222H260ZM35 222V223H34ZM146 222H148L147 223V225L145 226V224H146ZM157 222H159L158 224H155V223ZM168 222V223H167ZM206 222V223H205ZM219 224H218V223ZM225 222V223H224ZM248 222H249V224H248ZM122 223V224H121ZM126 223V224H125ZM149 223H151V224H149ZM165 223V225H163ZM210 223V224H209ZM213 223V224H212ZM223 223V224H222ZM227 223H229V224H227ZM233 223H234V225H233ZM246 223V224H245ZM144 224V225H143ZM148 224L150 225V227L154 230V231H152V229L150 228V229H148ZM153 224V225H152ZM205 224H208V226L206 225L205 226ZM37 225V226H36ZM189 225V226H188ZM229 226V228H228V226ZM232 225V226H231ZM246 225V226H245ZM258 227H257V226ZM124 226H126V227H124ZM129 226V228H127ZM145 226V227H144ZM163 226V227H162ZM186 226L187 227H189V233L185 236V241H183V239H181L182 240V242H181V240H179L180 238H179V232H181V230H183L184 228H186ZM223 226V227H222ZM241 228H239V227ZM248 226V227H247ZM158 227V228H157ZM213 229H212V228ZM236 227V228H235ZM161 228V229H160ZM163 228V229H162ZM167 228V230H165ZM210 228V229H209ZM221 228H224V230L223 229H221ZM260 228H261V230H260ZM159 229V230H158ZM169 229V230H168ZM251 229H252V231H251ZM136 230V232H134ZM148 230H150L149 232H148ZM158 230V231H157ZM162 230H164V233H162L161 234V232H163ZM179 232H178V231ZM214 230V231H213ZM219 230L221 231L220 233H219ZM227 230V231H226ZM238 230V231H237ZM245 231V232H243V231ZM247 230V231H246ZM159 231H160V233H159ZM174 231H177L178 232V234H176V235H173V234H175L176 232H174ZM184 231V230H183ZM210 232V234H209V232ZM216 231V232H215ZM223 231V232H222ZM225 231V232H224ZM230 231V232H229ZM251 231V232H250ZM122 232H124V231H122ZM167 234H166V233ZM169 232V233H168ZM171 232V233H170ZM212 232V233H211ZM243 232V233H242ZM254 232V233H253ZM258 233V235H257V233ZM140 233H137V236H134L133 238H136V237H139L140 236ZM156 233H157V236H156ZM160 235H159V234ZM173 233V234H172ZM222 233H225V234H222ZM236 233H238V234H236ZM241 233V234H240ZM256 233V234H255ZM155 234V235H154ZM211 234H213V235H211ZM236 234V235H235ZM250 234H252L251 236H249ZM253 234H254V236H253ZM38 235V236H37ZM153 235V236H155V237H153L152 236V238H151V236ZM166 235V236H165ZM169 235H173V236H170L169 237ZM209 235V236H208ZM224 235V236H223ZM227 235V236H226ZM238 235V236H237ZM255 235H256V237H255ZM261 235H262V237H261ZM205 236V237H206ZM212 236H214V237H212ZM219 236V237H218ZM235 236V237H234ZM237 236V237H236ZM176 237V239H177V237H178V240H179V242H178V240H175V239H172V238H175ZM187 237V238H186ZM230 239H228V238ZM239 237V238H238ZM248 237V238H247ZM30 238H28V239H30ZM155 238V239H154ZM225 240H224V239ZM238 238V239H237ZM169 239H172L173 241H172V243H170L171 242V240H169ZM216 239V240H215ZM227 239V240H226ZM233 239V240H232ZM243 239V240H242ZM255 239V240H254ZM208 240H210V241H208ZM232 240V241H231ZM229 241H231V242H233V243H229ZM213 242V243H212ZM217 242V243H216ZM226 242V243H225ZM241 242V243H240ZM156 243V244H157ZM161 243V244H160ZM174 243V244H173ZM215 243H216V245H215ZM245 243V244H244ZM126 244V245H125ZM123 246H122V248L119 250V251H117L116 252V254H117V257L115 258V262H116V264H126V262H127V259H128V257L129 256H132L133 254H137V251L140 249L139 248V245L137 244L136 245V243L134 244V246H131V245H133V244H129V243H125ZM229 244V245H228ZM256 244H257V246H256ZM168 245H169V248H170V246H172L170 249L172 250H170L169 248H168ZM210 245V246H209ZM216 247H215V246ZM254 245V246H253ZM149 247H150V249H149ZM147 246L146 248L147 249H145L146 251H145V253L147 252V250H148V252L147 253H149L150 251H151V246ZM213 247V248H212ZM224 247H226V248H224ZM127 250H126V249ZM134 248V249H133ZM164 248V249H163ZM166 248H168L169 250V252L170 253H168V252H166L165 253V251H167V249ZM193 248V249H192ZM259 249V250H257V249ZM129 249H130V251H129ZM166 249V250H165ZM137 250V251H136ZM150 250V251H149ZM165 253H163L162 251ZM124 251V252H123ZM128 251V252H127ZM135 251H136V253H135ZM241 251V252H240ZM120 252V253H119ZM156 252H158V253H160L158 250L156 251ZM221 252V256H220V253ZM228 252V253H227ZM239 252V253H238ZM261 252V253H260ZM167 253H168V255H167ZM206 255H205V254ZM121 254H122V256H121ZM125 254V255H124ZM130 254V255H129ZM132 254V255H131ZM242 254V255H241ZM244 254V255H243ZM124 255V256H123ZM129 255V256H128ZM193 255V256H192ZM226 256V258H224L225 256ZM166 256H168V259L166 258ZM220 256V257H219ZM231 256V257H230ZM119 257H121V259L119 258ZM158 257V258H157ZM206 257H210L209 259L208 258H206ZM206 258V259H205ZM212 258V259H211ZM221 258V259H220ZM260 258H261V260H260ZM157 259V260H156ZM205 259V260H204ZM141 260V259H140ZM163 260V261H162ZM171 260H172V258H171ZM170 260V261H171ZM213 260V262H211ZM258 260V261H257ZM196 261V262H195ZM204 261V262H203ZM206 261V262H205ZM223 261V262H222ZM240 262V263H239Z\"/></svg>",
  "mask_w": 264,
  "mask_h": 264
}]
</instances>
